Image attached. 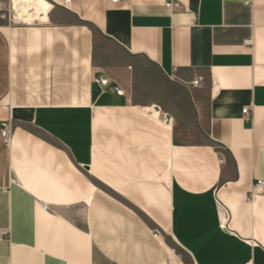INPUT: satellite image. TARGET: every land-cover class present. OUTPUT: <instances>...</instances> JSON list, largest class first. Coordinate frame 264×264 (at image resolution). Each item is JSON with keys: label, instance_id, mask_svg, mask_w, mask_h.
<instances>
[{"label": "crops", "instance_id": "0c3cea01", "mask_svg": "<svg viewBox=\"0 0 264 264\" xmlns=\"http://www.w3.org/2000/svg\"><path fill=\"white\" fill-rule=\"evenodd\" d=\"M36 1L0 6V264H264V0Z\"/></svg>", "mask_w": 264, "mask_h": 264}, {"label": "built area", "instance_id": "2783aa9c", "mask_svg": "<svg viewBox=\"0 0 264 264\" xmlns=\"http://www.w3.org/2000/svg\"><path fill=\"white\" fill-rule=\"evenodd\" d=\"M9 2V6L4 7V10H6L7 12V18L9 20L10 23H17V24H38L41 22H44L46 20H40L33 17H30L28 15L26 16H22L20 17L19 14L17 13L16 8L14 7V1L13 0H0V6L2 5L3 2ZM49 5H51L49 0H46ZM71 0H64V4L67 5L70 3ZM112 2H116L118 0H111ZM166 6L170 7V6H179V3H175L172 0L168 1L166 3ZM96 81L103 87L109 85V80L105 77L102 76H98L96 78ZM202 78H198L196 80H194L192 82V85L197 87L201 84ZM111 90L116 92L119 95H123L124 91L122 88H120L117 85H111ZM244 113L248 112V108H244L243 109ZM169 118L166 117V120H168ZM12 134H13V129H12V122H11V117L6 118V119H1L0 120V136L2 139V142L7 145L10 146L12 143ZM264 193V180L263 179H258L253 185L252 188L249 192V197L248 200L250 202L254 201L258 196H260L261 194ZM43 207L45 209H48V205L45 203H42ZM224 229L228 230V220L225 221V223L223 224ZM7 233L6 230H1V234L5 235ZM157 235V234H155ZM181 257V253L176 249L173 248L171 250L170 256L167 260V264H182L179 260V258Z\"/></svg>", "mask_w": 264, "mask_h": 264}, {"label": "rangeland", "instance_id": "374dc122", "mask_svg": "<svg viewBox=\"0 0 264 264\" xmlns=\"http://www.w3.org/2000/svg\"><path fill=\"white\" fill-rule=\"evenodd\" d=\"M14 7L17 10V13L20 17L30 16L37 19L41 18V13L43 11L40 3L36 0H13ZM177 249V247H176ZM178 250V249H177Z\"/></svg>", "mask_w": 264, "mask_h": 264}, {"label": "bare ground", "instance_id": "6f19581e", "mask_svg": "<svg viewBox=\"0 0 264 264\" xmlns=\"http://www.w3.org/2000/svg\"><path fill=\"white\" fill-rule=\"evenodd\" d=\"M146 110L151 111L152 114H153L155 117H158L159 114H160V113L158 114V112H157L156 110H154L153 108H147Z\"/></svg>", "mask_w": 264, "mask_h": 264}]
</instances>
